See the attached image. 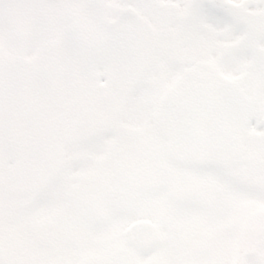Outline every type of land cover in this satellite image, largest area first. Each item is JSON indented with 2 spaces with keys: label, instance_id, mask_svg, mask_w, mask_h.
<instances>
[{
  "label": "snow or ice",
  "instance_id": "6c2138e0",
  "mask_svg": "<svg viewBox=\"0 0 264 264\" xmlns=\"http://www.w3.org/2000/svg\"><path fill=\"white\" fill-rule=\"evenodd\" d=\"M0 264H264V0H0Z\"/></svg>",
  "mask_w": 264,
  "mask_h": 264
}]
</instances>
